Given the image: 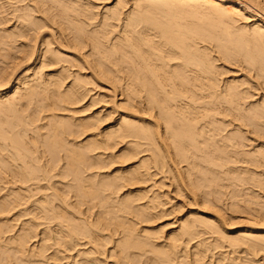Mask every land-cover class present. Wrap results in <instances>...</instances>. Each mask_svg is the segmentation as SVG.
Returning a JSON list of instances; mask_svg holds the SVG:
<instances>
[{
  "label": "bare ground",
  "instance_id": "1",
  "mask_svg": "<svg viewBox=\"0 0 264 264\" xmlns=\"http://www.w3.org/2000/svg\"><path fill=\"white\" fill-rule=\"evenodd\" d=\"M99 8L0 0V264H264V18Z\"/></svg>",
  "mask_w": 264,
  "mask_h": 264
},
{
  "label": "rangeland",
  "instance_id": "2",
  "mask_svg": "<svg viewBox=\"0 0 264 264\" xmlns=\"http://www.w3.org/2000/svg\"><path fill=\"white\" fill-rule=\"evenodd\" d=\"M100 1V2H99ZM238 1H240V2H242V3H244L245 5H247L251 10H254L253 11V15H258L257 17H263L264 18V14H263V12H264V10H262L258 5H257V3H255V1H251V0H238ZM96 2L100 5V11H102L103 10V8H104V6L105 5H112L113 4V2H114V0H96ZM255 3V4H254ZM254 12H255V14H254ZM259 15H261V16H259ZM254 19V20H253ZM257 18H255V17H250L249 19H248V21H247V23H249V24H253L254 22H255V20H256ZM223 61H221V62H218V64L219 65H222L223 63H222ZM31 64V63H30ZM29 63L28 64H25V66L27 67V66H29L30 65ZM23 67L22 68V70H20V72H18L17 74H16V76H19V74L21 75V71H23V69H25L26 67ZM242 74V72H240L238 75H241ZM104 84V85H103ZM102 85L103 86H105L106 87V90H104V91H106V92H109L110 94H112L113 96H115V97H113L112 95H111V97H113L112 98V100H115L118 104H120L121 102H122V99H123V97L120 95V93L119 92H114V94H113V92H112V90H110L109 88H108V85L107 84H105L104 82L102 83ZM1 90H7V89H5L4 87L3 88H0ZM100 106V108H101V106H102V104L101 105H99ZM99 106H98V108H96V109H99ZM109 107H107V108H103V109H108ZM117 117L118 116V113L117 114H115V115H113V117ZM189 205V204H188ZM188 207H190V206H187L186 207V210H188L189 208ZM191 208H194V207H191ZM26 219H27V217H26ZM29 219V218H28ZM164 221H166V219L164 220ZM232 228H234V229H236V228H239L238 226H234V227H232ZM36 240V239H35ZM30 244H36V242L33 240V242L32 243H30Z\"/></svg>",
  "mask_w": 264,
  "mask_h": 264
}]
</instances>
